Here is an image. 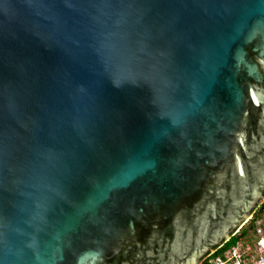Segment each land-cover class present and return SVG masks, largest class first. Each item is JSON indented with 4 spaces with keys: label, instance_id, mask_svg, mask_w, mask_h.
I'll list each match as a JSON object with an SVG mask.
<instances>
[{
    "label": "water",
    "instance_id": "water-1",
    "mask_svg": "<svg viewBox=\"0 0 264 264\" xmlns=\"http://www.w3.org/2000/svg\"><path fill=\"white\" fill-rule=\"evenodd\" d=\"M264 199V0H0V264H200Z\"/></svg>",
    "mask_w": 264,
    "mask_h": 264
},
{
    "label": "built area",
    "instance_id": "built-area-1",
    "mask_svg": "<svg viewBox=\"0 0 264 264\" xmlns=\"http://www.w3.org/2000/svg\"><path fill=\"white\" fill-rule=\"evenodd\" d=\"M254 220L252 228L249 224ZM246 229V237L226 247ZM207 264H264V199L225 241L204 257Z\"/></svg>",
    "mask_w": 264,
    "mask_h": 264
},
{
    "label": "trees",
    "instance_id": "trees-1",
    "mask_svg": "<svg viewBox=\"0 0 264 264\" xmlns=\"http://www.w3.org/2000/svg\"><path fill=\"white\" fill-rule=\"evenodd\" d=\"M253 224H254V220L250 222V224H249L248 227H249V228H252ZM245 237H246V229H243L239 235H237L236 237L232 238V239L229 241V243L226 244V247H229V246L233 245V244L236 243L238 240H240V239H242V238H245ZM205 256H206V254H205ZM205 256H204V257H205ZM204 257L201 259V263H200V264H207V261L204 260Z\"/></svg>",
    "mask_w": 264,
    "mask_h": 264
}]
</instances>
